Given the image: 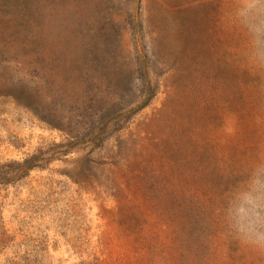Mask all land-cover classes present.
Listing matches in <instances>:
<instances>
[{
	"label": "rangeland",
	"instance_id": "1",
	"mask_svg": "<svg viewBox=\"0 0 264 264\" xmlns=\"http://www.w3.org/2000/svg\"><path fill=\"white\" fill-rule=\"evenodd\" d=\"M264 0H0V264H264Z\"/></svg>",
	"mask_w": 264,
	"mask_h": 264
},
{
	"label": "clouds",
	"instance_id": "2",
	"mask_svg": "<svg viewBox=\"0 0 264 264\" xmlns=\"http://www.w3.org/2000/svg\"><path fill=\"white\" fill-rule=\"evenodd\" d=\"M251 243H253L257 248H264V230H255Z\"/></svg>",
	"mask_w": 264,
	"mask_h": 264
}]
</instances>
